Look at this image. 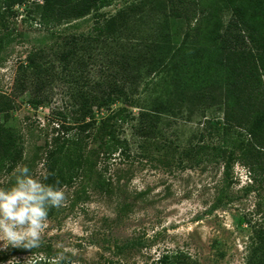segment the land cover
I'll use <instances>...</instances> for the list:
<instances>
[{
  "label": "rangeland",
  "instance_id": "obj_1",
  "mask_svg": "<svg viewBox=\"0 0 264 264\" xmlns=\"http://www.w3.org/2000/svg\"><path fill=\"white\" fill-rule=\"evenodd\" d=\"M41 4L42 0H18L12 17L5 27L0 26V94L13 101V109L0 114V124L18 132L26 158L31 157L34 148L56 135L58 126L78 123L79 87L97 93L101 86L107 89L112 78H119V67L110 65L108 56L124 55L133 78L126 81V97L121 95L111 109L127 110L129 118L119 123L118 136L127 141L129 151L99 163L110 183L108 191L88 187L83 192L78 187L80 181H76L75 190L64 187L66 204L49 210L39 247L5 248L0 241V258L11 254L9 261L0 264L47 255L73 264H150L165 252L177 250L190 256L192 264H245L253 229L264 225L263 207L258 208L264 187L251 185L246 168L236 162L225 175L221 164L191 168L177 161L180 152L191 146L220 144L206 137L209 125L222 120L218 86L214 99L205 102L173 85L174 70L148 71L151 56L155 60L160 57L156 46L164 43L165 33L170 46L181 43L185 21L170 17L168 0H115L101 12L109 18L125 9L129 16L124 29L105 45H88L92 58L84 59L85 66H72L69 73L57 59L58 45L69 34L91 32L95 14L47 29L39 24ZM218 15L226 24L232 11L223 7ZM32 49L44 53L42 62L52 70L38 97L31 69L20 71L22 83L16 78L17 67L25 64ZM37 99L42 103L32 105ZM154 108L167 112L153 115L150 111ZM102 113L94 110L97 121ZM143 115L149 118L142 121ZM150 120L152 132L142 137L139 128ZM144 146L153 156L151 161L141 157ZM165 153L171 158L167 166L156 161ZM32 170L42 173L41 162ZM9 179L0 175V186L7 187ZM19 250L29 253H13Z\"/></svg>",
  "mask_w": 264,
  "mask_h": 264
},
{
  "label": "trees",
  "instance_id": "obj_2",
  "mask_svg": "<svg viewBox=\"0 0 264 264\" xmlns=\"http://www.w3.org/2000/svg\"><path fill=\"white\" fill-rule=\"evenodd\" d=\"M18 0H0V26L12 17V7ZM115 0H42L38 13L43 28H54L76 21L91 13L95 14V25L88 34H69L58 45L57 59L63 70L71 73L72 66H85L84 59H91L90 44L105 45L108 40H116L128 21V12L119 9L113 16L105 18L102 10L112 6ZM169 15L172 19H183L187 29L177 46H170L165 33L164 43L156 46L160 57L148 65L149 73L163 70L175 71L174 86L204 100L214 99L218 86L222 120L209 125V138L219 140L210 147L205 144L191 146L180 152L178 164L195 167L207 164H221L223 174L234 162L239 163L251 178V185L264 187V0H168ZM228 7L232 18L224 24L218 11ZM198 15V17H197ZM197 24L191 25L192 21ZM192 38H195L193 41ZM87 55V58L84 56ZM115 58V57H114ZM110 65L118 66L119 78L101 86L100 93L92 92L87 86L79 87L76 95L78 123L74 126H58L55 136L42 147L33 149L26 158L21 136L14 129L0 124V175L10 176L17 164H25L31 170L36 162H41L43 172L48 174L44 181L66 188L78 187L102 192L108 191L110 183L104 178L101 160L116 154L127 155L128 143L118 136L119 123L127 121L125 108L112 110L121 95L126 97V81L132 80L124 55L115 59L108 56ZM44 53L32 49L26 55L25 64H19L17 81H21L20 71L31 69L36 80L35 95L41 94L49 82L52 70L47 67ZM118 80H121L120 82ZM123 81V82H122ZM122 82V83H121ZM84 82H82L83 84ZM41 99L32 102L36 106ZM156 107V106H155ZM157 108V107H156ZM156 108L153 115L167 112ZM13 109V101L0 94V114H8ZM103 111L99 121L94 110ZM149 118L143 115L142 121ZM149 122L147 125L146 123ZM139 128L142 137L152 132V122L147 121ZM203 136L202 142L206 138ZM201 142V143H202ZM91 143L93 147L90 146ZM148 146L143 147L144 160H152ZM156 161L169 165L171 158L166 153ZM173 157V156H172ZM86 200V199H85ZM264 210V197L262 199ZM15 254L29 253L26 250L13 251ZM32 253V252H31ZM11 254L0 258L1 263L9 261ZM190 256L181 250L169 254L165 252L150 264H192ZM10 264V263H9ZM11 264H73L66 259L45 257L24 261L21 258ZM103 264H118L109 261ZM245 264H264V225L255 226L247 246Z\"/></svg>",
  "mask_w": 264,
  "mask_h": 264
},
{
  "label": "clouds",
  "instance_id": "obj_3",
  "mask_svg": "<svg viewBox=\"0 0 264 264\" xmlns=\"http://www.w3.org/2000/svg\"><path fill=\"white\" fill-rule=\"evenodd\" d=\"M48 174L17 164L7 187L0 186V241L7 248L40 246L51 208L66 204L64 187L45 183Z\"/></svg>",
  "mask_w": 264,
  "mask_h": 264
}]
</instances>
